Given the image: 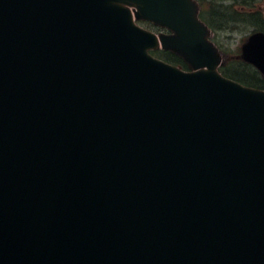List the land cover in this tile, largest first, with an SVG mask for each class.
Returning a JSON list of instances; mask_svg holds the SVG:
<instances>
[{
	"label": "water",
	"instance_id": "95a60500",
	"mask_svg": "<svg viewBox=\"0 0 264 264\" xmlns=\"http://www.w3.org/2000/svg\"><path fill=\"white\" fill-rule=\"evenodd\" d=\"M207 35L191 0H0V264H264V91Z\"/></svg>",
	"mask_w": 264,
	"mask_h": 264
},
{
	"label": "rangeland",
	"instance_id": "374dc122",
	"mask_svg": "<svg viewBox=\"0 0 264 264\" xmlns=\"http://www.w3.org/2000/svg\"><path fill=\"white\" fill-rule=\"evenodd\" d=\"M221 4H229V2H217L215 4L216 10L219 11L220 14L226 11V7H221ZM255 5L257 6L254 7L255 9L263 10L264 8L262 6H264V0H257ZM235 8L239 9L238 7ZM223 26V32H212L211 40L220 48V50L231 54L230 57L233 56V58H239L238 55L242 41L245 40V38L256 28L240 21L230 23L224 21Z\"/></svg>",
	"mask_w": 264,
	"mask_h": 264
},
{
	"label": "trees",
	"instance_id": "16d2710c",
	"mask_svg": "<svg viewBox=\"0 0 264 264\" xmlns=\"http://www.w3.org/2000/svg\"><path fill=\"white\" fill-rule=\"evenodd\" d=\"M247 1L251 0H245L244 3H246ZM237 20L244 21L247 24L256 27L258 30L264 32V12L261 10L255 11L250 14L238 13ZM163 58H165L168 62L185 67L181 58L174 54L164 53ZM226 75L229 78L236 80L242 84L264 89V82L258 77V74L246 64L240 63L237 68L230 71Z\"/></svg>",
	"mask_w": 264,
	"mask_h": 264
}]
</instances>
